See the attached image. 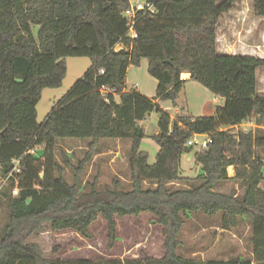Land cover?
<instances>
[{
	"label": "trees",
	"instance_id": "1",
	"mask_svg": "<svg viewBox=\"0 0 264 264\" xmlns=\"http://www.w3.org/2000/svg\"><path fill=\"white\" fill-rule=\"evenodd\" d=\"M144 1L146 8L135 16L137 38L132 39L124 15L130 0H0V177L9 176L0 264H264V130L232 131L249 120L264 125V96L258 95L257 79L264 59L218 52L217 26L237 0ZM254 9L264 18V0H254ZM69 57L89 58L91 67L39 122L42 93L62 86ZM142 60L158 82L153 99L127 87L129 68L140 67ZM185 73L224 99L213 116L194 118L181 112L172 120L157 103L177 106ZM103 87L112 93L104 96ZM154 112L159 115V133L153 136L159 151L150 165L141 150L146 138L141 123ZM194 135H209L213 143L196 152L188 146ZM63 139L88 140L91 153L102 140L130 141L132 190L98 191L93 186L81 194L79 174L89 161L77 169L74 184L67 183L55 158L57 141ZM39 147H44L41 158L29 154ZM190 154L201 167L195 179L200 184L171 188L192 182L181 171L183 156ZM14 160H20L21 173L10 176ZM229 168H234V177H229ZM232 181L244 189L241 195L216 191ZM14 189L19 191L16 197ZM145 213L163 229L161 258L49 260L38 244L29 242L46 225L92 240L90 229L102 218L113 249L116 218ZM199 213L221 214L224 230L245 220L254 258L204 261L178 255L184 217Z\"/></svg>",
	"mask_w": 264,
	"mask_h": 264
},
{
	"label": "rangeland",
	"instance_id": "2",
	"mask_svg": "<svg viewBox=\"0 0 264 264\" xmlns=\"http://www.w3.org/2000/svg\"><path fill=\"white\" fill-rule=\"evenodd\" d=\"M224 1L218 0V3ZM138 2L137 0L131 1L133 6ZM253 7L254 0H237L232 12L228 16L222 17L218 28V44L221 53L248 55L264 59V20L255 16ZM66 64L68 71L62 86L56 89H45L42 93L41 101L37 105L39 122H43L48 117L56 103L84 76L92 63L86 57H69L66 59ZM134 69L136 74L130 76V80L127 83L128 89L136 88V90H145V92L150 90V94L154 96L157 89H155L154 93L153 85L151 84L154 83V78L149 75L147 64L142 63L140 67H134ZM257 79L258 95L264 96V67L258 69ZM198 94L199 92L191 89V99L194 103H199L204 99L203 95ZM171 103L168 102L164 105L170 106L172 114L175 113L176 109H179L180 112L188 113L185 90L180 95L176 107ZM223 103L216 105L210 99L205 102V112L211 114L213 106L220 107ZM211 115L213 116L214 113ZM252 122L256 125L253 123V127L246 125L236 127L232 130L233 133H238L239 131L247 133L256 129L264 130V125L258 126L255 121ZM158 125L159 115L155 112L141 123L146 135L141 150L148 154L150 165L156 163L158 154L159 148L153 140V136L158 132ZM89 144L90 141L88 140L63 139L57 141L55 158L66 182L70 185L74 184L78 174L77 169L85 160H88L89 162L86 165L84 164L79 174L81 194L90 192L93 186L98 191L115 189L124 192L131 191L133 188L132 172L129 166L131 142L102 140L98 143L93 153L89 150ZM37 151L40 155L43 153L44 147L37 148ZM192 155H184L181 166L182 176L192 179V182L190 184L180 183V185L177 184L178 186L170 185L171 188H190L200 184L195 181L199 175L197 166L194 162L189 164L187 162L188 157ZM260 156L264 158V150L260 151ZM232 173V170H228V174L231 175ZM8 178L3 179L0 177L1 230L4 229L9 218L7 198L4 196V193L8 194L9 192ZM262 186H264V183ZM150 187L151 185H144V188ZM234 190L241 195L244 189L233 181L221 184L216 188V191L226 194ZM12 196L16 197L13 191ZM221 218V214L214 217H208L203 213L185 216V225L180 238L181 245L177 251L178 255L188 259L193 258L204 261L253 259L250 225L245 220H241L237 228L224 230L221 227ZM116 222L118 242L113 249L109 248L108 225L102 218H99L90 229L94 236L92 240H87L72 231L56 232L46 225L43 231L34 234L29 242L38 244L45 257L49 260L106 259L125 261L144 257L161 258L164 256L163 229L155 223V219L151 214L145 213L139 217L116 218Z\"/></svg>",
	"mask_w": 264,
	"mask_h": 264
},
{
	"label": "crops",
	"instance_id": "3",
	"mask_svg": "<svg viewBox=\"0 0 264 264\" xmlns=\"http://www.w3.org/2000/svg\"><path fill=\"white\" fill-rule=\"evenodd\" d=\"M130 1H132V0H130ZM137 2H138V0H137ZM144 0H140L138 3H143L144 4ZM137 3V4H138ZM132 4V3H131ZM233 8V7H232ZM232 8H231V10L229 11V12H227V13H225V14H223L222 16H221V18H220V20L222 19V17L223 16H228L231 12H232ZM253 12H254V14H255V9H254V7H253ZM255 16L258 18V19H262V20H264V18H261V17H258L256 14H255ZM219 23H220V21H219ZM218 28H219V24H218V26H217V49H218V52L220 53V54H226V55H228V53H221V49H220V47H219V44H218ZM147 64V66L149 67V63H148V61L146 60V61H143L142 60V62H141V64ZM141 69V68H140ZM140 69H138V70H140ZM260 69V68H259ZM257 72H258V70H257ZM134 74H136V70L134 69V67H130L129 68V70H128V74H127V79H126V83H128L129 81L128 80H130V76H133ZM181 79L182 80H185L186 81V85H185V88H184V90H185V95H186V99H187V111H188V113H186V114H188V115H190L191 117H194V118H198V117H211L212 115V113H214L215 114V112H216V110L218 109V108H221V107H223L224 106V104H225V101H224V99H222V98H220V97H217V96H215V95H210L211 93H209V91L207 90V89H205L204 87H202L201 85H199L198 83H196V82H194V81H192V80H190V75L188 74V73H185V74H183L182 75V77H181ZM152 85H153V91H154V93H155V89H157V86H158V82H157V80H155L154 79V83H151ZM200 86V87H199ZM135 87H137V85H135ZM202 88H204V89H202ZM144 89V88H143ZM191 89L193 90V91H195V92H199V94L198 95H203L204 96V99L202 100V101H200L199 103H194L193 102V100L191 99ZM139 93H141L142 95H144V96H146V97H148V98H150V99H153V98H155V95L156 94H154V96H153V94H150V90H149V92H145V90H137ZM190 93V94H189ZM188 94H189V98H188ZM210 99H212L213 101H214V103L217 105V104H220L221 102H224L223 103V105L222 106H220V107H217V106H213V112L211 113V114H208V113H206L205 112V107H206V104H205V102L206 101H208V100H210ZM158 104H159V106L163 109V110H165L166 112H168L170 115H171V117H172V120H174L181 112L179 111V109H176L175 110V113L174 114H172V112L170 111V106H166V105H164L165 103H168V102H157ZM172 104V103H171ZM214 108H215V110H214ZM45 121V120H44ZM242 126V125H241ZM159 133V129H158V132H157V134ZM159 148V147H158ZM158 151H159V149H158ZM187 162H188V164L189 163H191V162H194V154L191 156V157H188V159H187ZM181 166H182V163H181ZM197 169H198V171H199V175L202 173V171H201V167H197ZM229 171L230 170H232L233 171V173L230 175V174H228L229 175V177H234V175H235V170H234V168H229L228 169ZM198 175V176H199ZM184 177V176H183ZM178 186V185H177ZM264 187V186H263Z\"/></svg>",
	"mask_w": 264,
	"mask_h": 264
},
{
	"label": "built area",
	"instance_id": "4",
	"mask_svg": "<svg viewBox=\"0 0 264 264\" xmlns=\"http://www.w3.org/2000/svg\"><path fill=\"white\" fill-rule=\"evenodd\" d=\"M145 8H146L145 4H139L138 3V4H135L134 6L132 5L130 9L125 11L124 15L128 19V29H129V34H130L132 39L137 38V34L134 30L136 13L139 11H143ZM120 50H121V47L118 46L116 51L118 52ZM101 93L104 96H107L109 93H112V92L107 87H103L101 89ZM253 123L254 122L249 120V121H246L243 125L253 127V125L255 124V123L254 124ZM212 143H213V140L209 135H194V137L188 142V146L196 149V152H200V151L207 150L208 147ZM29 154L34 156V157L41 158L37 152V148L30 150ZM19 163H20V160H14L13 161L14 170L12 171V174H10V176L19 175L21 173V169L19 168ZM13 194L15 196H18V194H19L18 189H14Z\"/></svg>",
	"mask_w": 264,
	"mask_h": 264
}]
</instances>
